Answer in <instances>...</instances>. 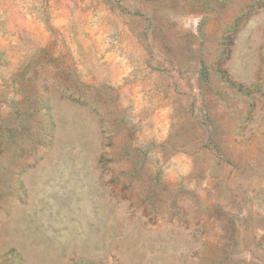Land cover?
<instances>
[{
    "label": "rangeland",
    "instance_id": "1",
    "mask_svg": "<svg viewBox=\"0 0 264 264\" xmlns=\"http://www.w3.org/2000/svg\"><path fill=\"white\" fill-rule=\"evenodd\" d=\"M0 264H264V0H0Z\"/></svg>",
    "mask_w": 264,
    "mask_h": 264
}]
</instances>
